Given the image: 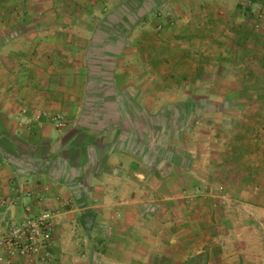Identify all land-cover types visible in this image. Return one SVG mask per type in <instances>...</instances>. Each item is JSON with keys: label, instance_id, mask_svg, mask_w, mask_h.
<instances>
[{"label": "rangeland", "instance_id": "374dc122", "mask_svg": "<svg viewBox=\"0 0 264 264\" xmlns=\"http://www.w3.org/2000/svg\"><path fill=\"white\" fill-rule=\"evenodd\" d=\"M55 1L0 0V18L4 17L6 22L5 27L2 25L4 30L1 31L13 38L6 45L0 42L3 46L0 48V63L16 60L17 63H14V66L30 64L36 67H44L45 24L51 26L52 21V23L57 21L69 23L67 27L73 26L75 33L79 37L81 36L79 40L82 39L75 43L76 47H74L76 49L81 48L83 56L80 61L83 63L82 67L87 70L84 105L86 106L88 99L89 85L92 90L96 89L97 94H100L98 96L93 91L91 98L96 100L106 98L115 101L117 109L120 110L118 125L123 126L127 131L121 147L128 145L129 148L136 149L141 145L140 143H143L140 150L150 152L143 153L141 157L137 153L133 158L124 157V163L128 162L132 165L128 168H123L117 164H108L106 171L104 168L97 171L99 172L98 178L103 172H109L112 177L113 175L123 176L125 184L121 189L116 188V186L114 188L117 191L116 198L119 201L105 203L101 207L109 208L107 209L108 216H104V212H102L101 217L103 219L99 222L87 218L89 224L86 225L84 223L85 217L94 216L90 202L91 195L96 191L104 194L110 191L101 184H98L99 186H96L94 191L90 189L91 170L88 166L89 163H87L88 154L84 149V144L90 142V137L83 135L73 137L74 132L70 131L59 141L58 146L68 144L83 148L80 150L69 149L67 152L60 150L57 153L45 155V159L51 161L49 170L53 176L56 175L59 165L66 163L71 167L68 177V183L71 186L66 191L67 195L62 196L61 187L53 186L52 184L55 182L51 180H48V184L39 187L35 182L33 188L28 187V181L10 180L13 196L11 200L7 199L2 202L3 208L10 209L18 206L19 200L22 198L31 201L33 198L36 200L42 198H38V194L41 193L51 192L54 194L56 200L54 203H46V198L43 202V204L46 203L45 209L50 210L54 215L52 255L46 264H116L118 263L116 259H121V257L124 258L126 264H184L186 261H191V264H233L229 258L235 256L236 251L232 247L234 243L225 242L226 240L222 236L219 237L221 241L218 240V235L225 230L219 229L220 224L224 222L221 217L223 211L230 207L231 210L235 209L232 203L225 202L222 197L225 192L227 194L233 193V185L223 189L224 183H221V179H219L223 170L217 168L220 155L216 153L225 144L218 139L219 127L223 124L219 125L218 116H216V103L225 97L232 100L236 93L232 80L233 74L230 75V81L226 84H222L217 75L218 68L223 63L216 47L219 45L216 37L220 34V26L214 24L210 27L205 23L200 29H191V31H198L199 33L193 32L191 37L202 40L205 36L215 37V44H207V46L205 44V47H201V42L194 38L195 43L191 45L190 49L186 46L180 45L178 48L175 46L178 50L176 51L177 58H169L168 53H164L165 50H162L163 58H160L162 67L167 68L168 65L169 67L171 65L172 70L176 67L179 72L177 76L168 75L171 81L167 86L171 83L174 87L172 86L170 90L163 89V93H161L162 100L171 101L168 104L176 103L174 106L177 110L175 115L178 118L172 127V137L169 138L164 136L169 134L168 117H165L169 113V109L165 108L167 103L164 105H155L151 102L143 103L142 110L145 115L141 122H138V118L143 117V114L139 116L137 107L128 106L127 103L128 98L137 100V85L134 83L138 79H142L143 76L140 77L136 74L137 69H131L129 75L124 74L123 69L125 67L144 66L147 60L146 62L141 60L142 62L138 63L133 52L124 55L123 51L135 50L138 44H141L138 39L143 37L145 31L139 28V25L149 21L146 19L151 12L147 13L148 16H142L127 26L124 24L125 22L120 21L121 17L114 16L111 12L119 5H128L131 0H65V4L60 6H57ZM179 1L168 0L167 4L172 7ZM219 1L228 7L229 2ZM244 1L249 3L247 0ZM255 2H258L256 10L252 8L247 11L239 10L246 23H249L245 25L247 27L240 29V32L243 36L251 35L256 42H264V8L263 5L262 8L260 7V3L264 4V0H256ZM253 3L251 2L249 6ZM217 4L220 5V3ZM244 6L249 7L248 4ZM77 7L79 8L77 9ZM230 7H233V3ZM156 12L159 13L157 14L158 18L163 16L166 20H171L175 14L173 8L164 11L165 15L169 14L168 16L160 14L159 10L154 13ZM107 16L111 18L112 24L115 23L114 25L110 24L111 28L109 29L113 33L123 31V40L119 41V44L114 41L120 50L117 57L103 60L105 44L103 42V44H97L94 40L101 33L99 31L101 20ZM73 22L77 24L75 25ZM192 23L194 27L196 22ZM159 25L162 24H158L154 28L151 27L149 31L153 33L152 30L157 29L158 33L161 34L162 28H159ZM173 25L170 27L176 29V33H172V36L167 38L170 40H175L182 33L179 32L180 27L177 26L176 22ZM114 28L119 29L113 31ZM48 30L46 29V31ZM188 32L190 31L188 30ZM205 32H207L205 35H200ZM167 39L163 38L160 41L167 44ZM108 41V44L114 47V43ZM228 43L231 48L228 53V65L233 67L235 61L233 46H231L233 40L228 41ZM64 44L66 47L67 43ZM70 48L72 49V47ZM167 59L170 60L171 64ZM151 61L149 59L147 63H151ZM195 67H201L204 71L197 72ZM117 68L119 69L117 70ZM185 71L191 72L187 80L181 78ZM166 77V74L161 76L163 82L167 79ZM91 79L99 83L93 84ZM127 80H129L130 87L134 86L133 89H128L125 84ZM98 84L99 89L96 88ZM226 85L227 90H221ZM145 101H148V97ZM155 113L157 114L156 122L152 121ZM227 113L233 119L235 111L231 108ZM160 114H162L161 119L158 117ZM155 128L156 134L153 137ZM80 131L83 132L84 128ZM156 140L161 142L165 140V143L154 146ZM94 141L97 145L101 144L100 139L95 138ZM212 149L216 151L215 154H212ZM176 150H178L177 155L175 154ZM113 154H104L99 162L101 161L102 165L105 166L104 163H107L109 156ZM148 158L153 161L151 164H148L151 161ZM205 162L210 163L211 167L202 169L201 166L203 167ZM73 164L77 168L75 172L72 170ZM159 166L161 167L156 168ZM138 171L145 175L141 180H138L134 175ZM230 172L233 173L232 170H227V173ZM205 177L208 182L204 183L203 178ZM134 195L138 199L140 198L139 202L122 201L123 197L128 198ZM77 196L79 197L77 198ZM137 205L141 206L139 218L135 214L137 211L135 206ZM127 209L129 212L124 217L121 215L122 211H127ZM231 216L230 218L227 215L226 227L228 225L233 226V212ZM96 224L98 228H95ZM109 226H112L110 227L111 230L106 229ZM176 231L178 241L171 242L170 239L173 238ZM137 246H139V250L132 249ZM238 262L236 261L235 264H239ZM0 264L25 263L18 260L6 262V257L2 253Z\"/></svg>", "mask_w": 264, "mask_h": 264}, {"label": "crops", "instance_id": "0c3cea01", "mask_svg": "<svg viewBox=\"0 0 264 264\" xmlns=\"http://www.w3.org/2000/svg\"><path fill=\"white\" fill-rule=\"evenodd\" d=\"M159 1L157 6L150 5L151 8L148 7V10L152 9L150 10L151 14H148L150 18L146 19L149 21L139 25V28L145 31L143 37L138 39L141 44H138L135 50L127 49L123 51L124 55L133 52L138 63L142 62L141 60L144 62L146 60L148 62L149 59L152 60L151 63L146 62L141 67H125L123 69V73L128 75L131 69H137L138 73L136 72V74L140 77L143 76L142 79H138L134 83L137 85V100L127 97L129 99L127 101L128 106L137 107L139 116L143 114V117L138 118V122H141L144 120L145 115L142 110L143 103L151 102L155 105L171 103V101L162 100L161 93H163V89L170 90L172 86L174 87L171 83L167 86L171 81L168 75L177 76L179 72L176 67L172 70L171 65L170 67L168 65L167 68L162 67V50H165L164 53H168L169 58H177L176 51H178L177 48L180 45L190 49L191 45L195 43L194 38L198 39L197 37H191L194 32L191 29H200L205 23L210 27L214 24L220 26L221 35L219 34L216 37L219 43L216 47L223 63L219 66L217 75L222 84H226L230 81V75L233 74L232 80L236 93L232 100L225 97L216 103V116H218L219 125L223 124L219 127L218 139L222 140L225 146L219 148L217 153L214 149L211 152L220 155L217 168L223 170L219 176L221 183H224L225 188L223 187V189H226V186L233 185V193L227 194L225 192L222 197L225 202L232 203L235 209L231 210L230 207L228 210L223 211L221 217L224 222L220 224L219 229L223 228L225 230L218 235V240L221 241L219 237L222 236V238H225V242L234 243L232 247L236 251L235 256L229 258L233 264L236 261H239V264H264V42H256L251 35H241L240 29L247 27L245 25L249 23H246L239 13V6L246 4L249 6L251 2L222 0L229 2L227 7L221 4L219 0H180L171 7L170 4H167V1L163 5ZM55 2L57 6L65 4V0H56ZM217 3H220V5L218 6ZM231 3H233V7H230ZM260 5L261 8L262 5L264 8V4L260 3ZM257 6L258 2H254L248 8L256 10ZM170 8H173L175 12L171 20H166L163 16L158 18L157 14L159 13H154L159 10L160 14H164V11L170 10ZM168 15L164 14V16ZM219 20L220 23H218ZM52 22L50 23L51 26L45 24L44 67H36L30 64L14 66V63H17L16 60L0 63V230L8 229L27 208L38 212L45 209L46 203L52 204L56 201L53 193H41L38 194V198L42 197V205H39L38 200L34 198L31 201L22 198L19 200L18 206L10 209L3 208L2 202L7 199L11 200L13 196V187L9 183L10 180L28 181L29 188L36 184L35 182L39 187L48 184V180H51L55 182H52L53 186L61 187L62 196L67 195L66 191L71 186L68 183L71 167L64 160L65 164L59 165L56 175L53 176L49 170L51 161L45 159V155L48 156L50 153H57L60 150L67 152L69 149L80 150L83 148L68 144L58 146L59 141L65 137L66 133L72 131L74 132L73 137H76V135L90 137V142L84 144L89 165L86 162L84 164L90 167L92 177L90 189L94 191L99 186L98 184H101L105 185V188L110 191L106 194L96 191L91 195L90 202L92 203L94 216L92 215L90 219H94L96 222L103 219L101 217L102 212H104V216H108L107 209L109 208H101L105 203L119 201L116 198L115 186L121 189L125 184L123 176L113 175L112 177L109 172H103L98 178L99 172L97 171L101 168L106 171L108 164H117L123 168H128L131 164L124 163V157L133 158L135 153L141 157L143 153L150 152L140 150L143 143H140L141 145L136 149H131L128 145L121 147L123 137L126 136L127 131L123 126L118 125L119 112L107 111L103 113L100 109L99 111H93L88 118L84 115L87 70L82 67L83 63L80 61L83 56L81 48H75V43L82 40H79L81 36L79 37L75 33L73 26L67 27L69 23ZM172 22H176L177 26L180 27L179 32H182L175 40L167 39L172 36V33H176V29L170 27L173 25ZM192 22H196L194 27ZM73 24L76 25L77 23L73 22ZM158 24H162L159 25V28H162L161 34L158 33L157 29H153V33H151L150 28L157 27ZM2 25L3 27L6 26L4 17L0 18V31L4 30ZM46 29L50 30L46 31ZM194 33L199 34L198 31ZM206 33L200 35L203 36ZM163 38L167 39V44L160 41ZM12 39V37L1 31L0 42L3 45H6L9 41L11 42ZM231 40H233L231 46H233L235 60L233 67L228 65V53L231 51L228 41ZM197 41L201 42V47H205V44L206 46L207 44H215V37L205 36L203 40L198 39ZM64 43H67L66 47ZM1 47L3 46L0 44ZM167 60L170 62L169 59ZM195 71L202 72L204 70L201 67H195ZM163 74L167 75L164 82L161 79ZM190 75V71H185L181 78L187 80ZM184 82L187 83V81ZM125 84L128 89L134 87H130L129 80ZM221 90H227V85ZM147 97L148 101H145ZM175 104H168L165 107L170 110L169 115H165V117H168L167 125L170 135L164 136L169 138L172 137V127L178 118L172 114V105L174 107ZM231 108L235 111L233 119L227 113ZM208 112L210 111L208 110ZM161 115L158 116L160 119L162 118ZM156 116L155 113L152 121L156 122ZM87 127H89V130L85 129ZM83 128L84 131L81 132L80 130ZM155 134L156 128L153 130V137H155ZM95 138L101 140L100 145L95 143ZM112 153L114 154L109 156V160L103 166V163L99 162L101 157L104 154L111 155ZM148 159L151 160V158ZM152 162L151 160L148 164ZM203 164L202 169L211 167L208 162ZM76 169V165L73 164L72 170L75 172ZM227 170H232L233 173H227ZM80 171L81 167L79 175ZM134 175L138 180L145 177L140 171L134 173ZM203 182H208L206 177L203 178ZM45 198L47 202L43 204ZM139 200L140 198L138 199L135 195L122 198L123 202L135 203ZM135 208L137 209L135 211L136 217L139 218L141 206L137 205ZM127 212H129V209L122 211L121 215L126 217ZM232 212L233 226L228 225L226 227L225 220H228L227 215L230 218L232 217ZM110 227L112 226L106 227V229L111 230ZM95 228H98L97 224ZM177 235L176 231L170 241H178ZM132 249L139 250V246ZM1 254L0 249V256ZM116 261L118 262L116 264H126L122 257L116 259Z\"/></svg>", "mask_w": 264, "mask_h": 264}, {"label": "built area", "instance_id": "2783aa9c", "mask_svg": "<svg viewBox=\"0 0 264 264\" xmlns=\"http://www.w3.org/2000/svg\"><path fill=\"white\" fill-rule=\"evenodd\" d=\"M42 205V199H38ZM53 213L48 209L24 210L8 229L0 230V249L6 262L24 261L25 264H46L52 255Z\"/></svg>", "mask_w": 264, "mask_h": 264}, {"label": "trees", "instance_id": "16d2710c", "mask_svg": "<svg viewBox=\"0 0 264 264\" xmlns=\"http://www.w3.org/2000/svg\"><path fill=\"white\" fill-rule=\"evenodd\" d=\"M158 1L159 0H131L128 5H124V6L119 5L118 7L114 8V10H112L111 13L114 16L117 15V16L121 17L120 21L125 22L124 24L129 26V24H132L135 20L141 18L144 15H147V13H150L151 12L150 10H152V9L148 10L149 8H151L150 5L157 6ZM166 1H168V0H161L159 2L163 5L164 2L166 3ZM247 1L248 2H255L256 0H247ZM239 10L247 11L250 9L244 5H241V6H239ZM101 21H102L101 26L99 28V31L101 33L99 36L97 35V37H95L94 42L97 44H103V43L105 44V48L103 49L105 51V56L103 57V60L104 59L110 60V58L114 59V56L117 57V55L119 54V51H120V50H118L119 46L117 45V43L119 44V41L123 40V36H122L123 31L120 30L117 33L114 32L115 34L113 32H111V30L109 29V28H111L110 24L114 25L115 23L112 24V20L108 16L105 19H102ZM112 27H115V26H112ZM117 29H119V28H117ZM117 29L114 28L113 31H115V30L117 31ZM103 32H108V33H103ZM102 35H104V36H102ZM103 37H105V38H103ZM108 40H110L114 43V47L110 46L111 44H108L109 43ZM114 41H116L117 43H115ZM104 62H106V61H104ZM91 76H92V74H91ZM91 83L94 84V83H99V82L91 79ZM100 83H102V81H100ZM98 86H99V84L96 85L97 89L100 88ZM93 91L95 92V94L98 93L96 89L92 90V87L89 85V91H88L89 95H88V99L86 101V106L84 109V115L87 118L93 111H95V110L99 111L100 109H102L103 113H106L107 111L108 112H116V111L120 112L119 108L117 109V104L115 101H112V100L106 99V98L98 99V100L91 98L93 95L91 93H93ZM97 95L99 96L100 94H97ZM175 111H177L176 108L172 106V114L174 113V115H175L176 114ZM116 117H117V115H116ZM85 129L89 130V127L85 128ZM164 143H165V140H164V142L156 140V142L154 143V146L162 145ZM177 152H178V150L175 151L176 155H177ZM90 217H92V216L85 217L84 223L86 225L89 224L87 222V218H90ZM191 263H192L191 261H186L184 264H191Z\"/></svg>", "mask_w": 264, "mask_h": 264}]
</instances>
